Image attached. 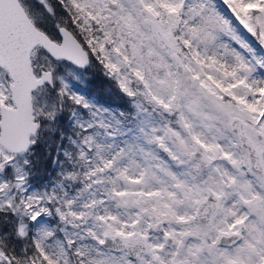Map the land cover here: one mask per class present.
Returning <instances> with one entry per match:
<instances>
[{"label":"snow or ice","instance_id":"1","mask_svg":"<svg viewBox=\"0 0 264 264\" xmlns=\"http://www.w3.org/2000/svg\"><path fill=\"white\" fill-rule=\"evenodd\" d=\"M246 37L264 0H0V264H264Z\"/></svg>","mask_w":264,"mask_h":264},{"label":"rangeland","instance_id":"2","mask_svg":"<svg viewBox=\"0 0 264 264\" xmlns=\"http://www.w3.org/2000/svg\"><path fill=\"white\" fill-rule=\"evenodd\" d=\"M247 39H249L250 42H252L254 44V41L251 40V37H246ZM254 46L257 48V52L259 55H264V49H260L258 45ZM101 80L104 79V77L102 75H99ZM92 78V77H90ZM93 79V78H92ZM97 83L94 84L93 82V86L91 88H89L87 85H85L81 92L83 95H85L89 100H91L93 103H100V99H99V87H97Z\"/></svg>","mask_w":264,"mask_h":264},{"label":"trees","instance_id":"3","mask_svg":"<svg viewBox=\"0 0 264 264\" xmlns=\"http://www.w3.org/2000/svg\"><path fill=\"white\" fill-rule=\"evenodd\" d=\"M100 80H101L100 76H97V77L93 78V82H94V84H95V83L98 84L97 87L99 86V81H100Z\"/></svg>","mask_w":264,"mask_h":264}]
</instances>
